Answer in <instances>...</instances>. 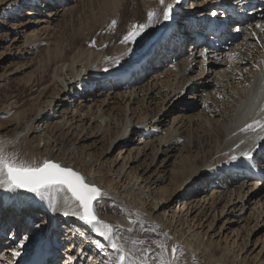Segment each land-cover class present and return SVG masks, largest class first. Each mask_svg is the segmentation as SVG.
<instances>
[{
	"label": "bare ground",
	"instance_id": "bare-ground-1",
	"mask_svg": "<svg viewBox=\"0 0 264 264\" xmlns=\"http://www.w3.org/2000/svg\"><path fill=\"white\" fill-rule=\"evenodd\" d=\"M186 1L182 0L176 7L178 15L174 21L157 24L155 29H149L147 37L133 46L122 44V37L131 24L145 22L150 9L162 13L163 6L159 0H0L3 12L16 14V10L24 5L32 7L19 16L31 17L27 23L11 22V27L19 29L21 26L44 24L29 32L23 30V45L28 52L45 44L47 52L45 63H34L40 70L34 79L39 92L33 98L39 101V109L34 114H26L16 100L3 105L0 112L9 115V122L17 126L9 133L0 131V140L6 141L7 147L13 143L8 150L21 152L28 161L39 163L50 159L72 167L70 162L76 160L77 165L73 166L86 177L87 182L109 193L110 199L102 200L107 213L96 209L97 215L121 231L113 239L122 246L119 251L112 249L106 238L90 232L75 217L64 216V209L52 210L51 202L58 201L62 205V193H51L49 199L41 203L33 194L0 189V256L11 261L8 253L12 247H17V238L29 234L32 239L16 258L15 264H29L31 259L33 264L34 251L30 253L28 250H41V244L40 253L45 264H56V260H60V264H142V260L130 255L129 250L147 248L125 242L127 235L132 236L133 233L118 223L115 199L131 201L143 210L150 206L153 214L146 215L148 222L157 221L156 218L159 221L165 219L172 227L176 212L173 211L170 217L167 210H162L169 208L177 198L176 202L182 199L188 212L196 213L195 216L203 215L207 208L213 212V221H210L207 231L193 220L190 224L185 221L183 231L173 226L174 235L165 231L170 245L180 246L178 264H241L235 261L243 259L238 258L252 241L251 236L258 233L259 225L260 228L264 226V163L249 170L235 166L239 161H228L237 144L240 148L236 154L247 148L245 143L241 144L244 141L239 134L241 126L257 120L264 109V32L255 27L264 24V0H244L247 7L241 5L238 12L232 13L236 23L215 30L209 24L215 19L210 14L217 0L211 3L189 0L191 5ZM73 2L77 4L69 6ZM80 7H90V11L85 13L87 18L79 22L83 27L81 33L72 43L52 47L51 34L73 27L75 18L81 16ZM38 13L41 17L33 19L32 16ZM54 20L58 22L54 23ZM112 20L117 23L110 28ZM237 27L244 30L237 32ZM129 47L133 48L131 55L127 54ZM205 49L206 57L200 55ZM232 53L237 55L230 56ZM117 59L121 60L118 66L114 62ZM146 61L151 64H146ZM131 63L133 65L123 69ZM73 71L74 75L67 79ZM71 92L77 94L75 97L79 96L77 101L84 94L86 102L92 104L86 110V104L77 109L80 114L75 125H67L68 121L62 124L49 122L48 114L54 113V106L61 105ZM152 94L160 98L156 103L157 111L149 109V103L154 100ZM83 102L81 100L79 104ZM139 102L143 109L146 108L141 115L134 107ZM202 104V113H193ZM128 105L134 119L128 116ZM108 111L122 118L119 123L108 120L106 126L109 128L99 134L100 118ZM148 111H152L149 118ZM172 111L180 113L174 117V126L162 129ZM201 116L202 119L199 118ZM23 119L26 121L20 124ZM97 119L100 127L92 123ZM208 120L213 129L207 128ZM184 121L193 126L202 124L200 128L203 130L199 133L196 129L185 128L184 123L181 125ZM33 134L36 136L31 138ZM89 140L92 153L87 155L78 144ZM42 141L44 144L41 146ZM118 150V156L113 157ZM177 152L189 155L174 172L168 174V163ZM97 154L98 158L95 157ZM161 157L164 158L160 162ZM119 160L123 161L119 169H112V163ZM107 164H110L108 170L104 167ZM170 178L173 184L165 185ZM213 187L217 189L213 196H209L208 192ZM204 193L198 200L194 198ZM165 194L168 196L164 198ZM249 210L251 212L247 215ZM38 215L49 223L36 232L29 226L32 222H40ZM217 219L222 222L219 232H227L226 238L234 235L235 240L240 236L241 243L233 241L220 248L214 241V233L208 232ZM244 221L249 225L245 233L241 232L240 225ZM159 225L164 227L161 223ZM50 232L54 238L46 242ZM207 235L210 236L205 241ZM7 237L8 240L4 241ZM96 241L103 247H98ZM6 243L9 246H4ZM59 244L63 254L56 250ZM235 245L237 251L234 250L236 253L232 258L230 253ZM263 250L264 240L258 255ZM69 256L75 259L68 261ZM120 256L124 257L123 261ZM259 260L264 264V258ZM155 264H160L159 257Z\"/></svg>",
	"mask_w": 264,
	"mask_h": 264
},
{
	"label": "rangeland",
	"instance_id": "rangeland-1",
	"mask_svg": "<svg viewBox=\"0 0 264 264\" xmlns=\"http://www.w3.org/2000/svg\"><path fill=\"white\" fill-rule=\"evenodd\" d=\"M188 1V2H187ZM186 4L187 5H191L192 2L187 0ZM76 2L70 3L69 6H74L76 5ZM3 5V3H0V108L3 107V105L9 104L11 101H18V104L20 105V107H23L25 109L26 114L33 112V114L36 112V110H38L39 108L37 106L38 102L37 100H34L33 98L35 96H37L39 89H37L36 85L34 84V79L39 75L40 70L36 68V65H34L35 62H37L38 64H43L45 63L46 59H47V52H46V45H39L35 48H33L30 51H26L27 47H25L26 45H23V41L25 39V35L23 34V30L29 32L30 30L33 29H38L41 26H44V24H41L39 26H37V24H31L30 26H21V28L19 29H14L11 27V22L13 23H27L31 17H24L23 18H19V16H21V13H25V11L29 10L32 8H30L29 6H22V8L19 10H16V14L14 13H8V12H3V10L1 9V6ZM82 10L81 16L77 19L75 18V20L73 21V27H69L65 30H56L55 32H53L51 34V40L53 41V45L54 46H61V45H66L69 43H72L73 40L75 39V36H77L78 33L80 32V29L83 28L80 26L79 22L80 20L87 18L85 13L90 11V7H80ZM47 9V8H46ZM14 14V15H13ZM41 17V14L38 13V15H34L32 16L33 19H38ZM58 19H61V17H59ZM54 23H57V20H54ZM73 28L75 30H73ZM233 31V30H231ZM244 35V33H243ZM243 35H241V39H243ZM190 42L187 43V46H189ZM21 46V47H20ZM18 47H20V49H17ZM189 50V49H188ZM184 52V51H182ZM145 57V56H144ZM153 56H150V58H152ZM148 58V59H150ZM147 59V60H148ZM149 61H146V64H148ZM151 62H149L148 65H150ZM129 65H133V63L131 64H127L125 65V67L123 68L124 70L127 69L129 67ZM145 68V66H144ZM166 68V67H165ZM122 69V71H123ZM74 71L70 73V75L67 76V79L74 75ZM146 81L143 83L145 84ZM82 88V87H81ZM72 94L68 96V98H66V100L63 101V103L61 105H57L56 107L54 106L55 112L53 113L50 112L48 115L49 117V122L51 123H61L64 121H68V124H76V121L79 120V114L80 111H77V109H79L82 105L85 106V104L87 106H83L86 109H88V107L92 104V102H89L85 100V98H83L85 95L82 94V98H80L78 101L77 99L79 98V96L75 97V95H77L76 93L71 92ZM187 93V92H186ZM49 94V93H48ZM95 95V94H94ZM154 97V100L152 101V103H149V109L153 108L156 111L157 106L156 103L160 101L159 96H156L155 94H152ZM185 95V94H184ZM183 95V96H184ZM188 95H190V93L188 92ZM89 98H94V97H88ZM182 99V98H180ZM45 99H43L42 101H44ZM57 100V99H56ZM55 100V101H56ZM81 100H84V102L82 104H79ZM55 101L52 104L55 105ZM125 101V100H124ZM148 98L146 100V107L148 106L147 104ZM181 101V100H180ZM62 105H64L62 107ZM152 105V106H150ZM45 106V105H44ZM60 107H62L60 109ZM134 107H136V111L138 112L139 115H141V113H144V110L142 108V104L141 102L139 103H135ZM60 109V110H59ZM152 109V111H153ZM148 110V109H147ZM204 110V104L202 105H198V107L196 109L193 110V113H202V111ZM128 116L129 118L133 117V119L135 118L133 115H130V107L128 105ZM152 111H148V118L150 116H152ZM155 112V111H153ZM165 112V111H164ZM25 114V115H26ZM105 114V115H104ZM103 117L100 118L101 121V129H100V133H102L103 131H105L107 128H109L108 126H106V122L108 120L113 119L116 123H119L120 119L122 117H119L118 115L116 116V114L110 112L109 111L107 113H104ZM163 114V112L161 113ZM161 114H159L158 118L161 117ZM180 113H178L177 111H172L170 113V117H167L165 124L162 126V129H167L168 127H173V120L174 117H176L177 115H179ZM24 115V114H23ZM9 115L4 114L2 112H0V131L2 132H6L9 133L11 132L16 126L17 124L14 122H9L10 119ZM199 118H203V116L199 117ZM138 119V118H137ZM216 119H219L218 117ZM136 120V119H135ZM26 121V119L21 120L19 123H24ZM94 122V126H99V120L97 119L96 122L92 121V123ZM184 123V127L185 128H189V129H196L198 130V132L200 133L203 129L200 128V125L202 124H195V126H193V124H188V121H184L181 123V125ZM220 123V122H219ZM172 125V126H171ZM46 126V125H44ZM113 127V125H111ZM207 128L209 129H213V125L211 123L210 120H208L207 122ZM44 132V130H43ZM34 136H36V134H33L31 136V138H33ZM36 140V139H33ZM19 141V139L17 140ZM16 141V142H17ZM36 143V145L38 144L37 141H34V144ZM71 143H74V140L71 141ZM89 143H91V141L89 140V142H81L80 144L76 143V145L78 144V146L80 147V149L82 148V151H84V154H89L92 153L91 147L88 146ZM13 143H9L8 148L11 147ZM44 144V141L41 142V146ZM132 146V145H131ZM135 146V145H133ZM140 146H143L140 144ZM119 150L116 151L114 153V156H118ZM18 155L20 156V158L25 159L23 157V155L20 153H18ZM189 154H186L185 152H177L175 153V157H173L169 163H168V167L166 172H168V174H170L171 172H174L176 167L179 165V163L181 161H183L185 158L187 157ZM96 158H98V154L97 156H95ZM61 158V157H60ZM164 157L159 158V161L161 162L162 159ZM112 159V158H110ZM121 159V158H120ZM26 160V159H25ZM120 161V163H119ZM117 163H112L113 167L112 169H116L120 167L121 163L123 162L122 160H119ZM178 162V163H177ZM72 167H74L73 165H77L76 160H72ZM177 163V164H176ZM117 164V166L115 167V165ZM130 164V163H129ZM128 164V166H129ZM160 164V163H159ZM127 166V167H128ZM105 169L107 168V170L110 168V164H107L106 166H104ZM75 168V167H74ZM115 174V173H113ZM169 181V180H168ZM166 182L165 185H167V183H171V185L173 184V180L171 181L170 178V182ZM223 181V180H222ZM3 189V188H0ZM216 187H213L211 190H209L208 195L209 196H213L214 195V191H216ZM4 192H6V189H3ZM154 191H156L154 189ZM104 192L106 193L105 197L103 198V200H108L110 199V195L109 193H107V191ZM161 194V193H158ZM206 193H204L202 196H195L194 198H197V200L201 197H203ZM5 196V195H4ZM168 195L165 194L164 198L167 197ZM2 199V197H0V200ZM193 199V198H192ZM177 198L174 199V203L171 204V206L169 208H164L162 210V212L167 210V216L168 214H170V217L174 212H176V216L173 219V226L177 227L178 229H180L181 231H183L185 229V221L188 222V224H190L193 221H195V223H197V225H199V227H202V229H204V231H207L208 226L210 225V221H213V212L211 209H206L205 212L203 213V215H199V216H195L196 213H191L188 212L187 206H184V201L182 199H180L179 203L176 202ZM208 201V200H207ZM206 201V202H207ZM115 203L116 207L118 208V213L116 216H118V223L120 224L121 227H125L127 228V230L131 231L133 234L132 236L127 235V239L129 240H125L126 243L129 242H133V243H137L141 246L146 247L147 249L143 250L142 249H132L129 250L130 255H133V257H138L140 260H142V264H155L156 263V258L159 257L160 258V244L163 243L167 246L168 252L165 253V256L167 257V259L171 260V253L170 250L172 248V246L169 243V240L167 239V236L164 235L165 231L168 232L169 235H174V231H173V226L169 227L170 225L168 223L165 222V219L163 221H159V218H156L157 221L154 222H148L146 220V215L148 214H153L152 209L150 206H148L147 209H141L139 207L138 204L132 203L131 201H124L120 200V199H115ZM224 202L220 205L223 206ZM12 205V203L10 204ZM209 206V204H208ZM207 206V207H208ZM97 209L101 212V213H107L105 207L103 206L102 202L97 206ZM195 210V209H194ZM193 210V211H194ZM251 212V210L248 211L247 215H249V213ZM218 213V212H217ZM109 215H113V213L108 212ZM115 216V217H116ZM195 216V217H194ZM41 217L38 215V218ZM194 217V218H193ZM256 218V217H255ZM262 219V218H261ZM260 219V220H261ZM264 219V217H263ZM220 219H217V221L214 223V225L212 226V228H210V230L208 231L209 234L214 233L213 237H214V241L216 243H219L220 248H224L226 246H229L230 243H232L233 241L235 242V244H237V242L241 243V239L240 236L239 238H237V240H235V236L234 235H229L226 238L227 232L223 233V232H219V225H221L222 222H219ZM263 222V221H262ZM159 223H161L163 226L159 225ZM199 223V224H198ZM255 224V221L252 223ZM187 225V223H186ZM240 225L241 226V232H248V227L249 225L246 224V222H242ZM168 229V231H167ZM200 229V230H202ZM214 229V230H213ZM19 230V229H17ZM258 233L254 236H251V240L250 244L248 247H246L244 249V251L240 254L239 258L241 257L243 259L240 260H236L235 263H241V264H260L261 261L259 260V258L263 259L264 256V250L261 252L260 255H258L259 250L263 247V240H264V226L262 228H260V225L258 226ZM121 232V231H120ZM118 228H114V235L118 236L120 235ZM52 232L47 234L46 237V242L50 240H52L53 234H51ZM58 235H60V233H58ZM5 236V235H4ZM50 236V237H49ZM210 235H207L205 237V241L206 239L209 237ZM175 237L177 238V234L175 235ZM171 238V236H170ZM258 238V239H257ZM8 237L4 239V241H7ZM258 240V243H257ZM11 241V240H10ZM228 242V244H226ZM9 243V242H8ZM8 243H6L4 246H9ZM237 245H235V247L233 246V251H231L230 255L233 258V255L236 253L237 251ZM148 249H151L150 251ZM248 249V251H247ZM56 250L59 252L58 254H63L61 251V246L60 244L56 247ZM134 250V251H133ZM221 250V249H219ZM234 250L235 253H234ZM1 251V249H0ZM33 253L32 258H36V254L37 252H41V250H38L37 248L35 250H33L32 248L28 250V252ZM45 252V251H44ZM128 252V253H129ZM220 252V251H218ZM219 254V253H217ZM1 255V252H0ZM139 255V256H138ZM141 257L143 259H141ZM231 258V259H232ZM8 260V258H7ZM32 260L30 261L29 264H32ZM244 261V262H243ZM60 262V260H56V264H58ZM155 262V263H154ZM55 264V263H54ZM60 264V263H59ZM262 264V263H261Z\"/></svg>",
	"mask_w": 264,
	"mask_h": 264
},
{
	"label": "snow or ice",
	"instance_id": "snow-or-ice-1",
	"mask_svg": "<svg viewBox=\"0 0 264 264\" xmlns=\"http://www.w3.org/2000/svg\"><path fill=\"white\" fill-rule=\"evenodd\" d=\"M181 2L182 0H170V2L166 3V0H159L160 5L163 6L162 13L155 9H150L147 12L145 22L131 24L120 42L134 46L149 35V29H155L157 24L174 21L175 16L178 15L176 7ZM205 2L211 3L212 0H205ZM241 5H244L245 8L247 7L244 0H217L210 14L215 19L210 21L209 27L215 30L230 26L231 23H236L232 13L238 12ZM217 9L221 10L218 11ZM116 23V20H112L109 27H114ZM251 27L249 25V28ZM255 27L264 32V24H257ZM243 30L241 27L235 28L237 32H242ZM252 35L256 34L252 33ZM132 51L133 48L129 47L127 54L131 55ZM206 53L207 49L201 52L200 55L206 57ZM121 55L123 56L124 54ZM235 55L237 54H230V56ZM114 62L118 66L121 60L117 59ZM257 129H259L258 132H256ZM248 130L256 132V135L250 138L249 146L245 150L240 151L239 154H236L240 148V145L237 144L231 150L228 162L239 161V164L235 166L246 167L252 170L258 164L264 163V122L254 120L251 124H247L241 129L242 132H247ZM243 143L245 142L241 141V144ZM0 188L12 192L20 190L24 193L33 194L35 198H39L41 203L48 200L51 193H62V205L58 201L51 202L50 208L52 210H58V208L64 209L62 212L64 216L71 215L75 217L84 226H87L90 232H95L100 237L106 238L110 241L108 246L112 249L119 251L122 247L116 239H113L114 227L116 226L105 222L97 215V206L102 202L106 193L99 186L87 182L84 175L71 167L62 166L60 163L50 159H44L39 163L22 159L18 153L8 150L6 141L0 140ZM39 221V223L32 222L29 228L39 232V230L49 223L43 217H39ZM13 235L15 237V233ZM164 235L167 236L168 234L164 233ZM17 239V247H12L8 253L12 257V260L9 261L0 256V264H15L16 258L21 255V251L29 240L32 239V236L23 234ZM38 243L41 242L38 241ZM96 244L98 247H103L99 241H96ZM148 250L150 251L151 249ZM166 252H168L167 246L161 243L160 264H178L180 246L175 244L172 246L170 250L171 260L165 258ZM74 259L75 257L72 256L67 258L68 261ZM119 259L123 261L124 257L120 256ZM33 264H45L40 252H37Z\"/></svg>",
	"mask_w": 264,
	"mask_h": 264
},
{
	"label": "water",
	"instance_id": "water-1",
	"mask_svg": "<svg viewBox=\"0 0 264 264\" xmlns=\"http://www.w3.org/2000/svg\"><path fill=\"white\" fill-rule=\"evenodd\" d=\"M63 166V165H62ZM65 167H70V166H65ZM71 168H73L75 171H77V172H79L78 170H76L74 167H71ZM79 173H81V172H79ZM82 174V173H81Z\"/></svg>",
	"mask_w": 264,
	"mask_h": 264
}]
</instances>
